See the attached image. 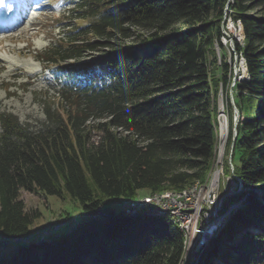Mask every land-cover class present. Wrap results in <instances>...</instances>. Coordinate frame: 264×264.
<instances>
[{
    "label": "trees",
    "instance_id": "trees-1",
    "mask_svg": "<svg viewBox=\"0 0 264 264\" xmlns=\"http://www.w3.org/2000/svg\"><path fill=\"white\" fill-rule=\"evenodd\" d=\"M77 2L87 23L43 50L61 72L59 105L45 103L36 123L0 110V234L22 237L40 215L26 209L21 189L69 195L87 217L0 248V264H181L183 234L168 215H126L105 200L181 191L206 178L218 88L234 76L233 59L213 49L225 15L244 37L233 41L247 72L233 87L240 117L232 163L242 186L221 201L228 216L188 264H264V0ZM87 50L101 52L85 58Z\"/></svg>",
    "mask_w": 264,
    "mask_h": 264
},
{
    "label": "rangeland",
    "instance_id": "rangeland-1",
    "mask_svg": "<svg viewBox=\"0 0 264 264\" xmlns=\"http://www.w3.org/2000/svg\"><path fill=\"white\" fill-rule=\"evenodd\" d=\"M9 1L14 2V0ZM21 1L27 5V0ZM36 1L38 8L33 10V12H29L27 18H24L22 25L18 26L16 31L11 32L14 38L11 36L10 38H3L5 40H0V110L11 112L16 115L21 122L29 123H36L44 119L45 103H49L55 108L59 105L57 103L58 99L55 96L58 81V77H56L57 72L54 71L56 70V66H52L46 61L43 50L50 42L61 37L62 34L66 32V29L73 30L78 25L86 24L88 21L79 19L78 15L81 13V8L78 7L77 0ZM226 8L227 7H225V9ZM25 11L26 8L23 12ZM258 13L261 14L260 12L252 14L256 15ZM226 17V15L223 17V21H225L220 37L221 45L214 43L213 49L217 56L224 55L227 59L232 58V70L234 66V72L235 70H239V74L243 69L241 64L242 61H240L242 59L239 52H235V42L233 43V41H236L234 38L236 36V38L239 39V42H237L243 45L244 37L242 31L239 30L238 24L233 20L229 21ZM25 28L28 30L25 31ZM5 33L3 32L0 34ZM20 34L24 35V38H17ZM7 39L12 40L9 41ZM231 47H234L235 53H233ZM18 48L23 49L24 55L16 52ZM100 52V50H87V52H85V58L88 55L99 54ZM36 58H39L40 61ZM14 66H18L19 70L16 75H12L11 72ZM243 74L246 76L247 72L243 71ZM233 87L234 85L230 82L227 89H225L223 85L218 88L216 99L217 113L214 157L211 168L206 178L201 183L203 187L200 189L201 197H207L208 193H210L208 190L216 191L215 194L217 195L215 198L217 203L220 201V197L223 194L231 191H238L235 186L236 183H238L239 176L234 173L232 162L236 139L235 126L239 120L240 114L234 102L236 90ZM223 123L225 128L224 137L221 136V126ZM95 137H97L96 134ZM212 178L215 180L214 183H210ZM147 194L149 193L141 192L138 197ZM20 197L23 199L26 209H38L40 215L34 218L27 233L22 237L6 239L0 234V242L4 243L0 246L1 249L11 247L12 250H16L20 244L27 243L28 241H37L42 234H44L45 238H49L54 234H60L69 229L73 221L86 219L87 217L80 204L72 200L69 195H65L61 198L53 194L43 195L41 193L29 192L21 189ZM209 200L208 198L207 201ZM117 201L118 199L116 198H107L105 204L113 205L117 210ZM201 202L203 204L205 203L203 199H201ZM238 204L239 202H236L229 210L234 209ZM204 205H206V203ZM206 206H208V203ZM118 209L120 210V207ZM227 216L226 213H220L219 211L217 217L202 224L200 231H207L206 234H204L199 244L191 252H189L190 249L184 248L181 264H188L200 256L209 240L216 234ZM66 220H70L71 222ZM187 242L186 239V245ZM7 250L10 251V248ZM189 253H191L190 257Z\"/></svg>",
    "mask_w": 264,
    "mask_h": 264
},
{
    "label": "bare ground",
    "instance_id": "bare-ground-1",
    "mask_svg": "<svg viewBox=\"0 0 264 264\" xmlns=\"http://www.w3.org/2000/svg\"><path fill=\"white\" fill-rule=\"evenodd\" d=\"M2 2V0H0V3ZM227 7V6H226ZM227 10V8H226ZM13 12V16H15L17 13ZM230 12V11H229ZM21 15V19L19 20V23L16 25H13L9 31H6L7 33L5 34H0V40H2L3 38L6 37H11V32L12 31H16V28L20 25H22V23L24 22V18H26V14H20ZM229 21H231V17L226 15ZM225 17V16H224ZM239 27V26H238ZM236 29V28H235ZM28 29L25 28V31H27ZM239 30L240 27H239ZM3 33V32H0ZM240 34V33H239ZM237 35V34H236ZM16 37V36H15ZM12 38H14V36H12ZM17 38H24V35H19ZM236 39V41H238L239 39L236 38V36L234 37ZM239 42V41H238ZM15 50V49H14ZM22 48H18L16 50V52L18 54H22L24 55V52L22 51ZM25 51V50H24ZM235 53V52H234ZM236 60V59H235ZM241 61V60H240ZM242 64V72L238 74V71L235 70L234 72V76L232 79V85H234L235 81L237 79H240L243 71H244V64L243 62H241ZM241 66V65H240ZM18 66H14L12 67V75H16L18 73ZM222 132H221V136L224 137L225 136V128H224V123L222 124ZM238 180H240L238 178ZM211 181V180H210ZM200 183H195L194 185H192L191 187L182 189L181 191H163V192H155V193H149L145 196H141V197H136L135 199H132L133 201H144L149 199H163V198H170V197H180V196H184V195H198L201 194V187H203V185ZM211 183V182H210ZM205 184V182H204ZM199 187V188H198ZM216 189V188H215ZM216 192V191H215ZM214 194L210 197V206H217L213 209V214H211L210 217H204V212H197V214L193 217L192 219V230L193 231H200V228L202 226V224L204 222L207 221H211L212 219H214L215 217L218 216L219 214V209H220V203L222 200H220L217 203L216 200V195ZM185 206H192V199H185ZM157 214V215H168L171 220L179 227V229L182 231L183 234V241H184V248L190 249L191 247V236H190V230H189V222L188 221H182V217H190V209L189 208H181V212H179L177 210V208L174 207H160L158 210H153V211H139V212H132L130 214ZM206 224V223H205ZM187 236V237H186ZM186 239H187V245H186Z\"/></svg>",
    "mask_w": 264,
    "mask_h": 264
},
{
    "label": "built area",
    "instance_id": "built-area-1",
    "mask_svg": "<svg viewBox=\"0 0 264 264\" xmlns=\"http://www.w3.org/2000/svg\"><path fill=\"white\" fill-rule=\"evenodd\" d=\"M224 39V34H223ZM233 49L234 53V47H231ZM231 54V51H230ZM231 59V58H230ZM233 62V61H232ZM233 72H234V66H233ZM211 179V183H214L215 180ZM213 181V182H212ZM208 196L201 197L200 194L198 195H184L180 197H170V198H163V199H147L144 201H133L128 200L129 202V213L132 212H139V211H153L158 210L160 207H174L177 208L179 212H181V208H189L190 209V217H182V221H188L189 222V230H190V236H191V252L201 241L204 234H206L207 231H193L192 230V219L197 214V212H204V217H210L211 214H213V209L217 206H210V200L207 201V199L214 194V190H208ZM185 199H192V206H185ZM201 199L205 201L206 205L208 203V206L204 205L201 202ZM209 207V208H207ZM212 227V225H211ZM210 227V228H211ZM191 253H189L190 257Z\"/></svg>",
    "mask_w": 264,
    "mask_h": 264
},
{
    "label": "water",
    "instance_id": "water-1",
    "mask_svg": "<svg viewBox=\"0 0 264 264\" xmlns=\"http://www.w3.org/2000/svg\"><path fill=\"white\" fill-rule=\"evenodd\" d=\"M241 181V180H240ZM240 188H238V190H239ZM234 193H236V191H231V192H229V193H225V194H223L221 197H220V200H223V198H225L226 196H228V195H231V194H234ZM120 207V210L118 209ZM130 208H129V202L128 201H126V202H121V203H118L117 204V210L118 211H122V213H124V214H126V215H136V214H130L129 212H128V210H129ZM116 210V209H115Z\"/></svg>",
    "mask_w": 264,
    "mask_h": 264
}]
</instances>
